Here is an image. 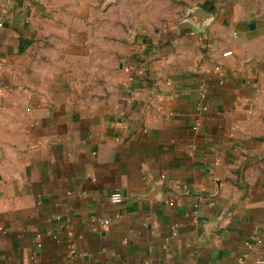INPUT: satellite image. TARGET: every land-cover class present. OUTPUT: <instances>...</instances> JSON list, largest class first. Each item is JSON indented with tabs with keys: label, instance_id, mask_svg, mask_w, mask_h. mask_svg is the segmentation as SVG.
Wrapping results in <instances>:
<instances>
[{
	"label": "crops",
	"instance_id": "obj_1",
	"mask_svg": "<svg viewBox=\"0 0 264 264\" xmlns=\"http://www.w3.org/2000/svg\"><path fill=\"white\" fill-rule=\"evenodd\" d=\"M0 264H264V0H1Z\"/></svg>",
	"mask_w": 264,
	"mask_h": 264
},
{
	"label": "built area",
	"instance_id": "obj_2",
	"mask_svg": "<svg viewBox=\"0 0 264 264\" xmlns=\"http://www.w3.org/2000/svg\"><path fill=\"white\" fill-rule=\"evenodd\" d=\"M1 3V0H0ZM230 53H226V55H229ZM111 201L114 204H120L123 201V196L120 193L114 194L111 197ZM101 223L105 226L108 227L112 222L110 219H103L101 220Z\"/></svg>",
	"mask_w": 264,
	"mask_h": 264
}]
</instances>
